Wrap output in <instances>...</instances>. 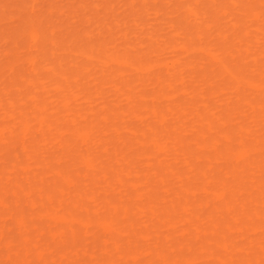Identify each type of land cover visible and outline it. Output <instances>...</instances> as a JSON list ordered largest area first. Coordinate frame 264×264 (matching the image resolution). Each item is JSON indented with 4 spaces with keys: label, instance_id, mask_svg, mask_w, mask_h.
<instances>
[{
    "label": "bare ground",
    "instance_id": "obj_1",
    "mask_svg": "<svg viewBox=\"0 0 264 264\" xmlns=\"http://www.w3.org/2000/svg\"><path fill=\"white\" fill-rule=\"evenodd\" d=\"M0 236L264 264V0H0Z\"/></svg>",
    "mask_w": 264,
    "mask_h": 264
},
{
    "label": "rangeland",
    "instance_id": "obj_2",
    "mask_svg": "<svg viewBox=\"0 0 264 264\" xmlns=\"http://www.w3.org/2000/svg\"><path fill=\"white\" fill-rule=\"evenodd\" d=\"M22 240L13 245L14 251L9 248V237L2 238L0 236V264H68V261L63 259L62 256L66 253L65 249L61 245V241L53 243L52 247L49 248L45 244L50 242L49 236L46 241H41L37 246L31 245L26 246L22 244ZM92 247L95 245H91ZM32 249L27 251V249ZM53 251V255H49ZM46 254L45 259L40 260L37 257V253ZM19 254V257L16 255ZM77 257H72L73 264H78ZM55 261V263H54Z\"/></svg>",
    "mask_w": 264,
    "mask_h": 264
}]
</instances>
